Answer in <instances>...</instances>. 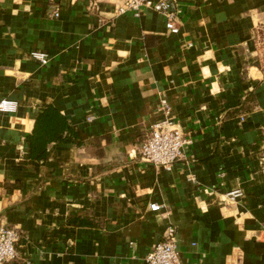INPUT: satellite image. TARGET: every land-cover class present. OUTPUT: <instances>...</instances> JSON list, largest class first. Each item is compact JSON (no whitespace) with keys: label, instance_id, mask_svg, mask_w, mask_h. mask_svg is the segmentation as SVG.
Listing matches in <instances>:
<instances>
[{"label":"crops","instance_id":"crops-1","mask_svg":"<svg viewBox=\"0 0 264 264\" xmlns=\"http://www.w3.org/2000/svg\"><path fill=\"white\" fill-rule=\"evenodd\" d=\"M172 1L178 34L123 0H0V102L19 104L0 112L5 264H146L172 227L183 264H264V0ZM161 98L191 140L170 170L139 156ZM47 107L80 143L32 159Z\"/></svg>","mask_w":264,"mask_h":264},{"label":"built area","instance_id":"built-area-1","mask_svg":"<svg viewBox=\"0 0 264 264\" xmlns=\"http://www.w3.org/2000/svg\"><path fill=\"white\" fill-rule=\"evenodd\" d=\"M54 4V0H48ZM144 8L153 9L166 17V27L172 34H178L181 30V10L172 0H123L120 11H133L140 15ZM60 11L54 6L52 18H58ZM34 59L42 65L49 63L48 56L43 52L32 53ZM19 108L17 101L5 99L0 102V112L15 113ZM159 111L162 119L155 122L147 132L139 149V156L142 161L155 167L170 170L174 164L184 158V149L191 143L189 137L170 120L172 112L168 101L160 99ZM2 128L0 126V138ZM227 196L235 199L241 196L240 191H234ZM161 206L152 204V211H159ZM20 233L15 228L0 225V264L12 262L18 258V243ZM146 264H183L177 243V233L174 227L170 228L163 241L155 245L145 258Z\"/></svg>","mask_w":264,"mask_h":264},{"label":"trees","instance_id":"trees-1","mask_svg":"<svg viewBox=\"0 0 264 264\" xmlns=\"http://www.w3.org/2000/svg\"><path fill=\"white\" fill-rule=\"evenodd\" d=\"M32 159L49 157V145L53 142L80 143L78 134L56 108L47 107L37 117L32 134L28 135ZM82 223L83 221L74 224Z\"/></svg>","mask_w":264,"mask_h":264},{"label":"rangeland","instance_id":"rangeland-1","mask_svg":"<svg viewBox=\"0 0 264 264\" xmlns=\"http://www.w3.org/2000/svg\"><path fill=\"white\" fill-rule=\"evenodd\" d=\"M262 66L264 67V56L262 58Z\"/></svg>","mask_w":264,"mask_h":264}]
</instances>
